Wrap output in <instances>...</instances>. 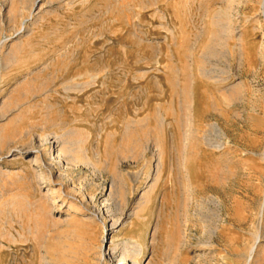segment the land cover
Here are the masks:
<instances>
[{
  "label": "rangeland",
  "instance_id": "obj_1",
  "mask_svg": "<svg viewBox=\"0 0 264 264\" xmlns=\"http://www.w3.org/2000/svg\"><path fill=\"white\" fill-rule=\"evenodd\" d=\"M0 264H264V0H0Z\"/></svg>",
  "mask_w": 264,
  "mask_h": 264
},
{
  "label": "bare ground",
  "instance_id": "obj_2",
  "mask_svg": "<svg viewBox=\"0 0 264 264\" xmlns=\"http://www.w3.org/2000/svg\"><path fill=\"white\" fill-rule=\"evenodd\" d=\"M45 144V143H44ZM40 148V147H39ZM128 249H130L133 253L135 252V254H137V253H140V252H138L139 250H141L140 249V247L138 246V245H131ZM137 252V253H136ZM113 253V252H112ZM134 254V255H135ZM128 255H131V254H127V256ZM122 257V256H121ZM133 257V256H132ZM137 258V257H136ZM122 260H123V258H121ZM133 259H134V257H133ZM132 259V260H133ZM135 260V259H134ZM130 261H131V259H130ZM124 262V261H123Z\"/></svg>",
  "mask_w": 264,
  "mask_h": 264
}]
</instances>
